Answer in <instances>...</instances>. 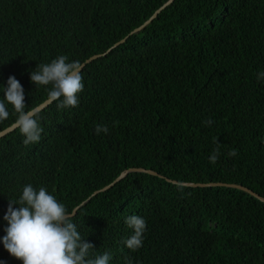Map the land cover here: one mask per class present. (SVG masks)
Listing matches in <instances>:
<instances>
[{
  "label": "trees",
  "instance_id": "16d2710c",
  "mask_svg": "<svg viewBox=\"0 0 264 264\" xmlns=\"http://www.w3.org/2000/svg\"><path fill=\"white\" fill-rule=\"evenodd\" d=\"M166 1L0 0V84L15 76L28 107L46 100L30 80L39 63H83L129 35L83 68L78 107L41 110L39 144L25 147L17 129L0 138V237L24 184L54 190L72 212L143 167L163 177L131 172L74 216L111 264H264V201L228 186L177 187L235 183L264 197V0H174L129 34ZM97 124L109 133L97 136ZM133 214L147 222L137 252L123 244ZM0 260L22 264L2 243Z\"/></svg>",
  "mask_w": 264,
  "mask_h": 264
},
{
  "label": "clouds",
  "instance_id": "9594fccd",
  "mask_svg": "<svg viewBox=\"0 0 264 264\" xmlns=\"http://www.w3.org/2000/svg\"><path fill=\"white\" fill-rule=\"evenodd\" d=\"M83 68L81 62L59 55L50 62L39 63L30 71V80L36 88L45 90L46 104L55 103L58 109H74L79 106L80 94L85 88ZM257 81L264 82V71L257 74ZM10 116L15 117L11 126L19 131L25 147L41 142L44 131L41 109L25 104V90L15 76H9L6 84H0V123ZM212 123L211 119L204 121L207 127ZM94 131L97 136L107 135L109 128L106 124H97ZM220 155L217 142L209 163L215 165ZM227 155L235 157L237 150L232 149ZM177 187L182 190V184ZM53 192L44 186L37 188L27 183L17 198L9 199L3 216L6 234L0 237L4 249L22 264H111V250L96 251L79 230L75 214ZM124 223L131 235L123 240V244L137 252L143 247L147 222L133 214L126 217ZM0 264L5 261L0 260ZM124 264H132V261L125 257Z\"/></svg>",
  "mask_w": 264,
  "mask_h": 264
},
{
  "label": "water",
  "instance_id": "95a60500",
  "mask_svg": "<svg viewBox=\"0 0 264 264\" xmlns=\"http://www.w3.org/2000/svg\"><path fill=\"white\" fill-rule=\"evenodd\" d=\"M174 0H167L166 2H164L159 8L156 9V11L147 19L145 20L144 23H142L140 26L136 27L134 30H132L129 34L132 33H136L141 31L142 29H144L149 23H151L157 16L158 14L165 8L167 7L169 4H171ZM129 35L125 36L124 38H122L121 40L117 41L116 43H114L110 48H108L106 50L105 53L103 54H94L91 57L87 58L86 61H84L82 64L84 65V67L92 62L93 60L99 58L100 56L107 54L108 52H110L111 50H113L115 47L119 46L122 42H124L127 37ZM46 101V100H45ZM44 102H42L41 104L38 105V107L42 110L45 107L49 106V104H46ZM12 125V124H11ZM8 126L7 128L3 129L0 131V138H2L3 136L7 135L8 133L12 132L13 129L12 126ZM131 172H144V173H149V174H153V175H158L160 177H163L162 174L158 173L157 171L153 170V169H147V168H143V167H134V168H129L124 170L113 182H111L110 184L106 185L105 187H103L102 189H99L97 191H95L90 197H88L85 201H83L81 204H79L78 206H76L72 212L74 214L77 213L78 209L82 206H84L93 195L105 191L109 188H111L114 184H116L117 182H119L120 180H122L127 174L131 173ZM168 181L173 182L175 184H178L180 182L176 181V180H172L169 178H166ZM183 185H188V186H200V187H206V186H228V187H233V188H238L241 189L243 191L248 192L249 194L257 197L258 199H260L261 201H264V197H262L260 194H258L257 192H255L254 190L242 185V184H235V183H223V182H210V183H181Z\"/></svg>",
  "mask_w": 264,
  "mask_h": 264
},
{
  "label": "rangeland",
  "instance_id": "374dc122",
  "mask_svg": "<svg viewBox=\"0 0 264 264\" xmlns=\"http://www.w3.org/2000/svg\"><path fill=\"white\" fill-rule=\"evenodd\" d=\"M127 175H128V174H127ZM127 175H126V176H127ZM126 176H125V177H126Z\"/></svg>",
  "mask_w": 264,
  "mask_h": 264
}]
</instances>
